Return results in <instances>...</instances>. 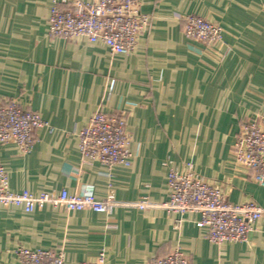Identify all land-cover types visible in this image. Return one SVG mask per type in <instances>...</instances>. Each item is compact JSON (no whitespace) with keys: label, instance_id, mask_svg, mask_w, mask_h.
I'll use <instances>...</instances> for the list:
<instances>
[{"label":"crops","instance_id":"crops-1","mask_svg":"<svg viewBox=\"0 0 264 264\" xmlns=\"http://www.w3.org/2000/svg\"><path fill=\"white\" fill-rule=\"evenodd\" d=\"M71 1L0 0V100L52 128L32 132L27 155L0 144V164L12 192L88 189L116 205L110 214L0 206V264H18V248L62 251L64 264L100 252L104 264H150L177 247L188 264H264V216L246 242L217 245L198 214L163 207L169 170L190 165L227 203L264 208V188L231 154L241 123L264 115V0H140L149 24L131 53L115 55L101 43L47 34L52 4ZM187 15L222 28L216 52L185 38ZM98 110L125 113L128 167L108 171L80 158L78 133Z\"/></svg>","mask_w":264,"mask_h":264},{"label":"built area","instance_id":"built-area-1","mask_svg":"<svg viewBox=\"0 0 264 264\" xmlns=\"http://www.w3.org/2000/svg\"><path fill=\"white\" fill-rule=\"evenodd\" d=\"M140 6V0H73L63 8L54 2L47 19V34L65 40L84 38L89 43L103 44L113 55L129 54L149 24V17L141 12ZM182 20L183 35L200 46L199 52L214 53L223 43V30L218 24L195 15L184 16ZM40 128L52 131L37 113L22 109L15 101L0 100V144L12 143L21 155H27L34 144L32 132ZM129 144L126 117L121 111H95L78 133L80 158L97 161L108 171L129 166ZM231 154L234 164L264 188V115L241 123ZM167 188L168 201L163 207L180 215L198 214L197 226L205 228L207 240L217 245L246 242L253 224L264 216V208L252 201L236 205L227 203L221 189L195 174L190 165L182 172L170 169ZM46 205L64 212L90 210L110 214L116 203L110 196L97 200L88 189L75 194H68L66 190L57 194H34L27 190L12 192L8 187L7 172L0 164V206L31 213ZM136 206L144 209L146 203ZM16 255L18 264H64L62 251L18 248ZM188 263V258L177 247L150 264ZM80 264H104V254L100 252L93 262Z\"/></svg>","mask_w":264,"mask_h":264}]
</instances>
